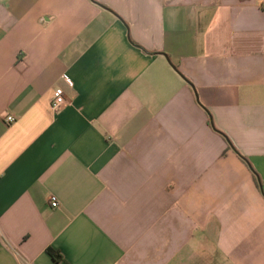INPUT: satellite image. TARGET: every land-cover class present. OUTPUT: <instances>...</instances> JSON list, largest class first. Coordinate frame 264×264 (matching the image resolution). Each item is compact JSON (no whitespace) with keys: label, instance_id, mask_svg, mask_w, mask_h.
<instances>
[{"label":"crops","instance_id":"obj_1","mask_svg":"<svg viewBox=\"0 0 264 264\" xmlns=\"http://www.w3.org/2000/svg\"><path fill=\"white\" fill-rule=\"evenodd\" d=\"M0 264H264V0H0Z\"/></svg>","mask_w":264,"mask_h":264},{"label":"built area","instance_id":"obj_2","mask_svg":"<svg viewBox=\"0 0 264 264\" xmlns=\"http://www.w3.org/2000/svg\"><path fill=\"white\" fill-rule=\"evenodd\" d=\"M63 80L64 82L70 86V87H74V82L71 78H69L68 76H63ZM67 104V100H66V94L64 92L63 89L59 88V89H56L53 93V97H52V103H51V109H52V112L54 114H58L60 113L64 107L66 106ZM6 121L10 124L14 123L15 122V119L11 116H8L6 118ZM52 206L54 208H57L58 207V203L56 201L52 202Z\"/></svg>","mask_w":264,"mask_h":264},{"label":"trees","instance_id":"obj_3","mask_svg":"<svg viewBox=\"0 0 264 264\" xmlns=\"http://www.w3.org/2000/svg\"><path fill=\"white\" fill-rule=\"evenodd\" d=\"M226 137V136H225ZM227 138V137H226ZM228 141V140H227ZM229 142V141H228ZM230 144V143H229ZM231 145V144H230ZM48 254H50L52 256V258L58 262L63 260V257L60 253L54 251L53 249H49L48 250Z\"/></svg>","mask_w":264,"mask_h":264}]
</instances>
